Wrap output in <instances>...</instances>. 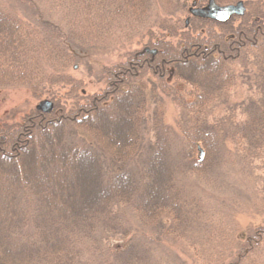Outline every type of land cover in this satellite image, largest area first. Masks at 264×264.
Segmentation results:
<instances>
[{"label":"trees","instance_id":"trees-1","mask_svg":"<svg viewBox=\"0 0 264 264\" xmlns=\"http://www.w3.org/2000/svg\"><path fill=\"white\" fill-rule=\"evenodd\" d=\"M181 1L0 0V88L54 102L0 121V264H264V226L234 222L264 160V0H245L239 24L186 23ZM239 63L258 68L257 91L236 117ZM80 64L100 69V92L71 76ZM153 79L178 116L159 112L151 143Z\"/></svg>","mask_w":264,"mask_h":264},{"label":"rangeland","instance_id":"rangeland-1","mask_svg":"<svg viewBox=\"0 0 264 264\" xmlns=\"http://www.w3.org/2000/svg\"><path fill=\"white\" fill-rule=\"evenodd\" d=\"M197 1L198 0L181 1L179 14L182 21H185L186 18H190L189 8L193 6L194 2L196 3V6H202L207 4L208 0H206V2L202 5L197 3ZM233 18L235 20V24H239V22L241 21L239 17ZM134 48L141 47L135 46ZM113 55L114 56L112 57L110 56L109 58L104 59V61L108 65H112L118 60V57L115 54ZM249 60L250 62H252L253 58L250 57ZM242 68V63L235 64L234 70H236V79L234 85L231 88L230 96L227 98L228 104L232 106V108L230 109V116L233 113L234 116L239 117L242 114L241 112L249 102L248 95L257 91V85H255V83L253 82L255 78H250L249 74L256 72V69L258 70V68L249 66V71L247 72L241 71ZM69 73L73 78L83 81L84 88L89 94L100 92L104 87V80L100 78L102 74L96 64L92 65L91 67H86L80 64L77 65V68L75 70L71 69ZM156 81V79H153L146 82L148 84L146 92L147 110L144 115V121L146 123V137L148 136L150 138L151 143H153L155 140L154 123L157 114L159 112H162L166 123L171 125L175 124L176 118L178 116V108L174 103L172 97L163 92L162 89L157 88ZM170 84L172 86L174 85L172 82ZM67 90L68 88H60L56 90V95L62 98V102H64L63 100H65L64 98L66 96L65 93ZM45 99L50 100V98L46 95H43L36 99L32 96L30 90L26 88H0V121H19L21 117L32 107H36L40 101ZM223 115L225 114L223 113ZM102 160L105 168L108 169V161L106 157L102 156ZM249 167L252 170L253 177L250 182L249 180H246L245 183H252V185H250L253 189V192L255 193L252 196V199L247 201V204L250 208H245L243 205H240L239 211L234 215V222L237 224L238 229L242 234L247 232L249 229H255L264 226V160L262 158L255 159L251 164H249ZM243 188L244 186H241V189ZM120 210L121 209H118L117 212L122 211ZM124 216L129 217L130 214L127 212L126 214H124ZM226 229L228 228L226 227ZM124 242H126V239H124L121 234L112 236L111 244H123ZM200 257L201 255H198L196 253V263H203ZM189 263H192L190 258L187 261V264Z\"/></svg>","mask_w":264,"mask_h":264},{"label":"water","instance_id":"water-1","mask_svg":"<svg viewBox=\"0 0 264 264\" xmlns=\"http://www.w3.org/2000/svg\"><path fill=\"white\" fill-rule=\"evenodd\" d=\"M190 13L198 18L210 19L216 22H227L234 15L243 16L246 12L245 3L243 1H238L234 4L220 5L215 0H209L204 6H196V3L189 9ZM188 20L186 23H188ZM155 49L145 48L143 52H149L156 54ZM54 108V102L52 100H42L40 101L36 109L42 113H51ZM200 158H203L204 151L202 148H199Z\"/></svg>","mask_w":264,"mask_h":264}]
</instances>
